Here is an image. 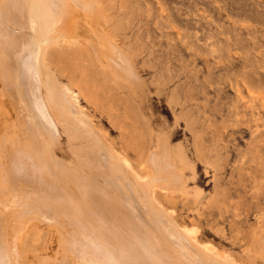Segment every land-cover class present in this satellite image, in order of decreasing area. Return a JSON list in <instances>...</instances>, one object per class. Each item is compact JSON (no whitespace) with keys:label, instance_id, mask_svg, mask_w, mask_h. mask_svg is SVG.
<instances>
[{"label":"bare ground","instance_id":"1","mask_svg":"<svg viewBox=\"0 0 264 264\" xmlns=\"http://www.w3.org/2000/svg\"><path fill=\"white\" fill-rule=\"evenodd\" d=\"M16 1L0 0V92L18 119L0 185V264H14L23 236L10 233L12 220L34 214L58 230L61 219L75 225L61 234L67 263L72 256L73 264H234L157 195L187 192V156L171 136L155 148L124 130L120 144L109 136L104 122L117 127L118 119L105 108L118 100L110 74L118 88L143 79L137 48L110 30L106 8L89 0ZM63 41L80 46L50 53Z\"/></svg>","mask_w":264,"mask_h":264},{"label":"rangeland","instance_id":"2","mask_svg":"<svg viewBox=\"0 0 264 264\" xmlns=\"http://www.w3.org/2000/svg\"><path fill=\"white\" fill-rule=\"evenodd\" d=\"M95 1L106 8L110 30L126 34V43L137 48L143 79L118 88L110 74L108 84L118 100L110 99L105 108L118 119L117 127L104 122L109 136L120 144L124 130L153 148L161 136H171L173 147L187 156L188 183L186 193L157 190L164 205L234 264H264V0L89 3ZM101 24L106 25L104 19ZM79 46L63 41L50 53ZM81 102L99 117V110ZM17 121L0 92V185L10 166ZM61 222L65 225L58 230L35 214L14 218L9 231L22 229L23 236L19 244L16 239L13 263L47 264L49 257L48 264H71L72 256L64 262L61 234L75 225ZM37 232L41 236L35 239Z\"/></svg>","mask_w":264,"mask_h":264}]
</instances>
